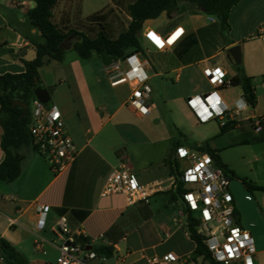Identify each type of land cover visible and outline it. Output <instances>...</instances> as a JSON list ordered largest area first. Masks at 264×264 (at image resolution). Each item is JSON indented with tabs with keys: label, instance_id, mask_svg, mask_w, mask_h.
<instances>
[{
	"label": "crops",
	"instance_id": "1",
	"mask_svg": "<svg viewBox=\"0 0 264 264\" xmlns=\"http://www.w3.org/2000/svg\"><path fill=\"white\" fill-rule=\"evenodd\" d=\"M107 1L108 4H84L85 0H58L52 11V22L62 33L75 31L95 39L103 31L109 38L116 39L122 32L115 34L119 25L115 15L119 14L123 4L128 9L134 0ZM35 6V0H0V74L25 73L24 61L27 60L18 53L22 49L37 50L38 45L46 43L28 18L29 11ZM86 6L92 8L88 13L85 12ZM98 14L101 18L93 21L91 18ZM128 19L131 22L130 16ZM229 22L231 30L225 40L217 18L206 15L196 3L179 1L176 10L147 21L143 30L167 36L182 28L185 31L182 39L168 50H159L146 41L143 34L141 42L155 56L157 64L153 67L144 61L150 86L162 78L163 88L168 89V82L163 78L168 74L175 75L174 81L169 79L172 83L180 82L185 74L189 78H204L209 84L204 70L222 68L227 73V86L220 89V95L233 108L234 99L243 91L241 87H232L231 80L238 75L252 79L257 97L255 108L251 106L243 112L233 122L234 128L224 135H220L218 122L219 126H214L215 137L205 141L217 151L224 165L243 177L244 174L225 159L224 151L248 143L247 138H260L261 141L254 143L262 147L260 164L264 167V91L259 93V85L256 84L257 78L261 77L260 84L264 90V46L261 38L264 0H242L232 9ZM69 40H73L74 45L79 38L73 35ZM236 46L240 47L239 62L229 52ZM94 57L103 64V75L99 69L91 70V82L83 83L75 93H72L71 84L65 81L75 97L77 121L70 108L62 106L61 112L67 131L79 151L77 160L64 172L55 174L32 147L22 151L24 160L20 177L11 184L0 181V238L22 253L29 264H55L64 243L57 224L64 216L70 230L76 235L82 234L77 237L78 244L82 245L80 239H87L89 242L85 246L90 247V251L92 247L101 246L113 249L110 258L104 257L107 264H147L148 258L167 254L177 256L178 262L173 264H207L195 254L196 243L188 230L186 209L176 195V179L167 164L173 149L159 159L135 150L141 139L149 140L150 145L161 139L154 130H133L130 115L144 118L136 116L126 106L131 87H112L107 74L110 65H105L104 59L96 54L90 60ZM39 86H54L53 95L57 93L53 82L46 81L42 85L39 81ZM209 87L212 91L213 87L210 84ZM118 94L124 97L123 101L118 99ZM171 99L195 124L187 99ZM256 120H262L260 133L255 132L253 126ZM128 134L135 139L129 140ZM2 135L0 126V165L5 159ZM123 166L131 169L142 185L158 190L149 203L129 207L121 196L101 197L110 174ZM258 184L264 188V183ZM263 195L264 192H256L258 204L262 206L258 224L252 221L243 207H239L234 197L235 217L240 227L246 221L247 226L255 228L258 234L264 232ZM41 206H48L50 211L44 228L40 230L38 210ZM83 213L88 215L82 219Z\"/></svg>",
	"mask_w": 264,
	"mask_h": 264
},
{
	"label": "built area",
	"instance_id": "2",
	"mask_svg": "<svg viewBox=\"0 0 264 264\" xmlns=\"http://www.w3.org/2000/svg\"><path fill=\"white\" fill-rule=\"evenodd\" d=\"M179 32V35H176ZM264 46V30H262ZM143 37L159 50L172 49L184 36L185 31L177 28L167 36L152 30H143ZM173 39V40H172ZM160 43V44H159ZM114 61L107 74L112 87L129 85L131 94L126 106L138 117L146 118L151 114L152 88L146 63L140 53L126 59ZM219 70V71H218ZM213 90L204 95H196L187 99V107L196 122L206 125L220 122L224 127L227 121H237L238 117L251 105L244 95L234 99V107L230 108L222 96L220 89L227 86V73L222 68L204 70ZM32 121L29 133L32 137L33 149L46 160L52 172L60 174L77 160L79 151L72 136L68 133L60 108L53 104H44L36 97L32 101ZM255 132L262 131V120L253 123ZM175 159L182 163L181 183L192 186V190L183 193L182 199L188 219L194 223V230L202 238L213 259L219 264H257V251L252 234L237 224L233 196L229 192L230 178L216 165L214 158L192 147L180 146L176 149ZM156 187H159L157 184ZM158 192L140 183L136 175L127 166L113 171L108 177L101 197L121 196L127 206L149 203ZM38 228L45 226L48 206L39 207ZM58 233L64 243L55 264H107L104 257L87 250L77 243V237L68 225L66 217L58 221ZM5 258L0 253V263ZM178 262L177 256L167 254L163 257H150L147 264H173Z\"/></svg>",
	"mask_w": 264,
	"mask_h": 264
},
{
	"label": "trees",
	"instance_id": "3",
	"mask_svg": "<svg viewBox=\"0 0 264 264\" xmlns=\"http://www.w3.org/2000/svg\"><path fill=\"white\" fill-rule=\"evenodd\" d=\"M58 0H35L36 6L28 13L31 24L37 28L46 43L37 46L38 56L33 62L24 61L26 71L22 74H0V126L3 130L2 149L5 153V159L0 165V181L11 184L16 181L22 172V162L24 160L23 150L33 148L32 137L29 133V125L32 121V112L30 103L34 100V92L38 85L39 70L44 65L51 62H62L65 55L63 44L70 36H76L79 40L73 45V49L83 60H90L93 54L104 59L105 65H111L114 61L122 59L128 50L140 51L142 47L141 35L144 24L150 20H156L165 12L176 10L179 1H189L196 3L206 15L217 18L223 38L226 40L231 30L229 18L232 9L242 0H134L129 5L128 11L131 17L127 29L122 32L118 38L111 39L103 31L95 39H90L82 33L71 31L62 33L52 22V11ZM101 16L95 15L91 19L97 21ZM232 87H241L243 95L248 103L255 108L257 97L252 85V79L238 75L230 82ZM21 104V105H20ZM27 106V107H24ZM235 123L230 120L222 127L220 125V135H224ZM261 141L260 138L253 142ZM182 145L181 141H176L174 148L167 161L171 170V175L176 179V195L182 197L181 174L178 170V162L175 159L176 149ZM193 149L210 154L218 167H220L228 176L230 173L233 179H239L244 188L253 193L256 191L264 192L261 188L246 179L238 178L234 172L230 171L221 161L217 151L212 149L208 142L202 144L194 143ZM86 217L88 213H83ZM188 230L192 240L196 243L195 254L202 257L207 264L217 263L202 238L194 230V223L189 219ZM82 246L87 239H80ZM90 246V245H88ZM100 257L110 258L113 255V249L108 247H92ZM0 253L8 264H29L26 257L17 249L11 246L6 240L0 238Z\"/></svg>",
	"mask_w": 264,
	"mask_h": 264
},
{
	"label": "rangeland",
	"instance_id": "4",
	"mask_svg": "<svg viewBox=\"0 0 264 264\" xmlns=\"http://www.w3.org/2000/svg\"><path fill=\"white\" fill-rule=\"evenodd\" d=\"M91 2L92 3H90L89 0H85L84 4H108L107 0ZM121 7L119 14L115 15L119 20V25L115 34L123 32L130 23L128 19L129 11L126 4H123ZM90 9L92 8L86 6L85 12L88 13L87 11H90ZM109 33L112 34L111 32ZM73 43V40H69L64 44L65 55L62 62H51L40 68L39 79L42 85L46 81L54 83L57 87V93L52 96V103L57 105L60 110L62 106L70 108L72 115L77 121L78 115L74 103L75 97L74 95L72 96L71 91L68 89L69 86L65 81H68L71 84L74 89L72 93H75L78 90V87H82L83 83L91 82V70L98 71L99 69L102 75L104 72L102 71L103 64L97 59V57H94L92 60L81 59L73 49ZM139 53L140 58L143 61H147L153 67H156L155 56L147 50L144 44H142ZM103 78L105 77L103 76ZM163 78L168 82V89L163 88L161 83L162 78L157 79L155 84H151V116L144 119H137L133 115H130L133 130H138L140 128L146 132L154 130L159 137L158 139H161L159 140L160 142H157L156 140L152 145L149 144V140L141 139L142 142L135 146V150L144 153L145 156H151L153 159H159L164 153H170L174 148V143L176 141H181V146L191 147L194 143L202 144L206 140H211L215 137L214 126H219L218 122H213L208 125H200L197 122L194 124L187 115L182 113L179 104L178 107H176L171 99L172 97H178V100H186L195 95H204L211 92V88L204 78H189L187 75L183 74L182 80L178 83H172L169 81V79L174 81L175 75L168 74ZM261 81V77L256 80V84L259 85V93L264 91L261 88ZM117 96L119 100L123 101L124 97L122 98L119 94ZM29 107L32 111V102ZM262 107H264V100L262 101ZM125 110L126 113L127 109ZM127 137L129 140L135 139L130 134H128ZM247 139L248 143L227 148L224 151V157L229 163H232L238 171L244 174V176L241 177L235 173L238 178L246 179L260 187L258 182L264 183V167L260 164V160L263 156L262 147L260 144H255L251 138ZM141 157H144L143 154ZM178 170L179 172L183 171L182 163H178ZM228 177L231 180L229 192L233 196V199L236 197L239 207H243L252 221L258 224L259 217L262 216V206L258 204L259 200L256 198V192L262 191L249 193L239 182V179H233L230 173L228 174ZM181 190L183 193L188 192L192 190V186L182 184ZM177 196L179 201L184 205L182 197L178 193ZM245 222L246 221L242 222L243 226L241 227L244 229H250V233L252 232L256 251L258 252L257 262L258 264H264V232L258 234L255 228L247 226Z\"/></svg>",
	"mask_w": 264,
	"mask_h": 264
},
{
	"label": "water",
	"instance_id": "5",
	"mask_svg": "<svg viewBox=\"0 0 264 264\" xmlns=\"http://www.w3.org/2000/svg\"><path fill=\"white\" fill-rule=\"evenodd\" d=\"M230 54L232 55V57L236 60V62L240 61L241 58V53H240V47L236 46L234 48H231L229 50ZM139 53V51H132V50H128L125 53V58H128L132 55H135ZM18 55L22 58H25L28 62H33L34 60L37 59L38 56V52L36 49H33L31 52L28 51L27 49H22ZM36 84L38 85V87L36 88L34 95L35 97L42 103L44 104H48V103H52V96L54 94V87L53 86H48L46 88H43L41 86H39V81H36ZM21 105V104H20ZM27 107V106H24ZM87 250H91L90 247L86 248Z\"/></svg>",
	"mask_w": 264,
	"mask_h": 264
},
{
	"label": "snow or ice",
	"instance_id": "6",
	"mask_svg": "<svg viewBox=\"0 0 264 264\" xmlns=\"http://www.w3.org/2000/svg\"><path fill=\"white\" fill-rule=\"evenodd\" d=\"M176 35H179V32H177V34ZM219 71V70H218Z\"/></svg>",
	"mask_w": 264,
	"mask_h": 264
},
{
	"label": "bare ground",
	"instance_id": "7",
	"mask_svg": "<svg viewBox=\"0 0 264 264\" xmlns=\"http://www.w3.org/2000/svg\"><path fill=\"white\" fill-rule=\"evenodd\" d=\"M173 40V39H172ZM160 44V43H159Z\"/></svg>",
	"mask_w": 264,
	"mask_h": 264
}]
</instances>
